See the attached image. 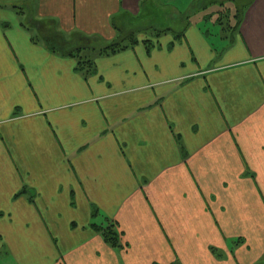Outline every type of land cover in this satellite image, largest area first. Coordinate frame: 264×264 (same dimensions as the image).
<instances>
[{"label": "crops", "instance_id": "0c3cea01", "mask_svg": "<svg viewBox=\"0 0 264 264\" xmlns=\"http://www.w3.org/2000/svg\"><path fill=\"white\" fill-rule=\"evenodd\" d=\"M219 1L104 54L177 0H0V264L264 262V0Z\"/></svg>", "mask_w": 264, "mask_h": 264}, {"label": "rangeland", "instance_id": "374dc122", "mask_svg": "<svg viewBox=\"0 0 264 264\" xmlns=\"http://www.w3.org/2000/svg\"><path fill=\"white\" fill-rule=\"evenodd\" d=\"M184 2V4H187L191 2V0H177V3H173L172 5L174 6H159L156 9L153 10H146L143 11L140 17H138L136 20L131 23L132 25L129 26L130 29H123L121 34V37L119 38V41L129 37V35L136 36L137 34L144 33L147 30L154 31V30H160L164 28H172L175 31L179 32L183 30L186 24V11L183 12L180 7H177L180 5V3ZM219 2H228V0H220ZM245 2L242 0H235L234 4L232 3L233 9L236 10L237 6L238 8L242 7V4ZM232 7V6H231ZM175 9L178 11L174 12ZM17 11L16 9H13ZM211 13L210 15L213 14H218L221 19L223 20V26L228 25L227 18L224 19L225 15H229L231 12L230 6L227 4V6H223L222 8L220 7H214L209 10ZM129 24V23H128ZM147 29V30H145ZM131 35V36H132ZM127 44V43H126ZM124 44L123 46H125ZM95 46H100L99 44H95ZM264 264V262L262 263Z\"/></svg>", "mask_w": 264, "mask_h": 264}, {"label": "trees", "instance_id": "16d2710c", "mask_svg": "<svg viewBox=\"0 0 264 264\" xmlns=\"http://www.w3.org/2000/svg\"><path fill=\"white\" fill-rule=\"evenodd\" d=\"M131 35H129V37H127V38H124V39L114 43L113 45L109 46V48L107 47L106 50H104V54H114L118 51L124 50L127 46H130V45L133 46V45L137 44L138 43L137 38L135 36H133V35L131 36ZM120 37H121V34H120ZM126 42H127V44H126ZM124 44H126V45L123 46ZM83 64L85 65L86 63H83L82 60H80V65L83 66ZM97 230H99L100 233H102L105 241L108 244H110L112 247H118L119 246V242H118L119 240L117 237V232H115V230L112 227H109L106 229H97Z\"/></svg>", "mask_w": 264, "mask_h": 264}]
</instances>
